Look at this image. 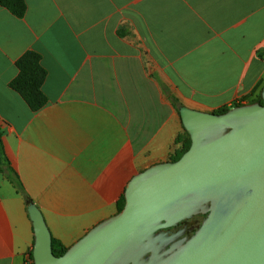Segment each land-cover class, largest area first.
Returning <instances> with one entry per match:
<instances>
[{
  "label": "crops",
  "instance_id": "1",
  "mask_svg": "<svg viewBox=\"0 0 264 264\" xmlns=\"http://www.w3.org/2000/svg\"><path fill=\"white\" fill-rule=\"evenodd\" d=\"M0 5V133L23 192L68 247L115 214L128 180L168 161L181 106L213 112L264 85V0H24ZM40 55L46 105L8 87ZM33 226L0 171V264H29Z\"/></svg>",
  "mask_w": 264,
  "mask_h": 264
},
{
  "label": "water",
  "instance_id": "2",
  "mask_svg": "<svg viewBox=\"0 0 264 264\" xmlns=\"http://www.w3.org/2000/svg\"><path fill=\"white\" fill-rule=\"evenodd\" d=\"M259 102L222 113L180 106L188 149L152 164L126 183L121 210L67 247L52 251L39 208L34 264H264V85ZM204 214L190 237L163 231Z\"/></svg>",
  "mask_w": 264,
  "mask_h": 264
},
{
  "label": "trees",
  "instance_id": "3",
  "mask_svg": "<svg viewBox=\"0 0 264 264\" xmlns=\"http://www.w3.org/2000/svg\"><path fill=\"white\" fill-rule=\"evenodd\" d=\"M0 5L7 8L11 13L17 17H22L25 11L24 0H0ZM15 67L17 69V74L8 82V87L15 91L25 102L27 107L35 112L43 108L47 103V97L43 93L41 86L46 75L45 69L40 64V55L32 50L24 52L16 61ZM261 90L259 95L252 102H259L263 104L261 98ZM173 105L175 106L177 112L178 108L181 106L176 99H172ZM245 103L234 102L230 106H222L213 111V113H222L227 111L233 106L242 105ZM174 143L178 145L175 152L169 157L168 161L177 160L189 147L190 138L186 130L182 126V132L177 134L175 137ZM0 171L3 172L7 178L13 183L16 189L23 195L26 206L30 204L31 199L23 192L22 186L19 182L18 176L15 171L11 168L9 161L7 160L1 139L0 133ZM124 204V195L121 196V199L118 203V209H122ZM52 251L55 255L63 254L67 247L64 246L59 240L51 237ZM29 264L33 263L32 258V249L28 254Z\"/></svg>",
  "mask_w": 264,
  "mask_h": 264
},
{
  "label": "flooded vegetation",
  "instance_id": "4",
  "mask_svg": "<svg viewBox=\"0 0 264 264\" xmlns=\"http://www.w3.org/2000/svg\"><path fill=\"white\" fill-rule=\"evenodd\" d=\"M204 216V214L193 215L190 218L179 221L173 226L164 228L163 231H166L169 234L180 233L177 237L178 239L186 236L190 237L199 227Z\"/></svg>",
  "mask_w": 264,
  "mask_h": 264
}]
</instances>
